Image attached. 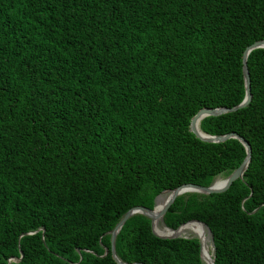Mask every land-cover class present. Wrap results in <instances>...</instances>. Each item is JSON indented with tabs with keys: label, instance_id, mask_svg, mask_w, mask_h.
I'll return each instance as SVG.
<instances>
[{
	"label": "trees",
	"instance_id": "obj_1",
	"mask_svg": "<svg viewBox=\"0 0 264 264\" xmlns=\"http://www.w3.org/2000/svg\"><path fill=\"white\" fill-rule=\"evenodd\" d=\"M260 40L264 0H0V264H119L126 211L225 179L244 145L190 120L241 103ZM246 66L248 104L199 122L248 142L242 178L162 217L204 223L214 264H264V47ZM114 247L126 264H205L198 237H159L142 213Z\"/></svg>",
	"mask_w": 264,
	"mask_h": 264
},
{
	"label": "water",
	"instance_id": "obj_2",
	"mask_svg": "<svg viewBox=\"0 0 264 264\" xmlns=\"http://www.w3.org/2000/svg\"><path fill=\"white\" fill-rule=\"evenodd\" d=\"M261 47H264V40H260V41L254 42L253 44H251L250 46H248L246 48V50L244 51L243 61H242V73H243L244 85H245V95H244V98L241 101V103L238 104V105H236V106L230 107V108H227V107L201 108V109H199L192 116V118L190 120V124H189L190 131H192L196 137H198L199 139H201L203 141H206V142H222V141H225L226 139H229V138H236V139L240 140L241 143L244 145V147L246 149V156H245V158L243 159V161L241 162V164L237 168H235L224 179L222 185H220V186H216V181L218 180V179H216L209 186H200V185H196V184H183V185H181L179 187H176V188H174L172 190H165V191L161 192V194L168 193V195H169L168 198L166 199L164 208L158 214V216L161 218V220H162L163 215L168 210L169 206L174 201L175 197L178 196L179 194L184 193V192H198V193H207V194H209V193H219V192H223V191H225L231 185V183L233 181H235L238 178H242L243 173H244V171H245V169H246V167H247V165L249 163V160H250V146H249L248 142L244 138H242L241 136L237 135L236 133H227V134H223V135H209V134H206V133L202 132V134H200L199 131L196 128V125H197V123L200 122V120L202 118H204L206 116H217V115H221V114H224V113H227V112L235 111L236 109H238L240 107H244V106H246L248 104V102L250 101L251 94H250V78H249V73H248V69H247V66H246V56H247V54H248V52L250 50H252L254 48H261ZM158 196L155 198V204H156V199L158 198ZM153 210H154V207L152 209H149V208L143 207V206H135V207L129 209L128 211H126L124 213V215L120 218V220L116 223V225L114 226V228L112 230H110V232H109V234H110V243H111V245H110V252H111L112 257L114 258V260L116 262H118L119 264H126V263L121 262L116 257L114 243H115L116 234L120 230L121 226L134 213H142V214L150 217L152 231L157 236L164 237V238H174V237H176V235L161 236V235L157 234L154 231V229H153V219H154ZM192 221L198 222V223L202 224L204 228H206V226L204 225V223H202L200 221H196V220H192ZM188 222H191V221H188ZM188 222H186V223H188ZM186 223H183V224H186ZM183 224L179 225L173 231L177 230ZM208 232L210 233L209 230H208ZM198 240H199V244H200V256H201L202 260L205 263L206 261L204 260L203 255H202L201 239H200V237H198ZM104 254H106V251H105ZM20 258L21 257H19V259ZM131 264H134V263H131ZM212 264H214L213 258H212Z\"/></svg>",
	"mask_w": 264,
	"mask_h": 264
},
{
	"label": "bare ground",
	"instance_id": "obj_3",
	"mask_svg": "<svg viewBox=\"0 0 264 264\" xmlns=\"http://www.w3.org/2000/svg\"><path fill=\"white\" fill-rule=\"evenodd\" d=\"M196 128L197 130L199 131L200 134H202V131L200 130V127H199V123H197L196 125ZM224 179H221L219 178L217 181H216V186H220L222 185ZM168 193H166V195L164 196V198L157 204V201H156V204L154 206V210H153V214H154V219H153V225H154V229H155V232L161 236H171V235H177L183 231H185V229H187L188 227L192 226V225H197V226H200L204 231H201V230H196V231H191L192 233L193 232H201L203 234H200V233H193L195 235H197V237H200L201 239V249H202V255H203V252L204 250L206 249V246L208 245L207 243V236H206V230L205 228L203 227L202 224L198 223V222H195V221H191V222H188L186 224H183L182 226H180L177 230L173 231L172 229H169V228H166L164 226V229L167 230L168 232H170L169 234H166L162 228L159 229L157 226L159 224V220H160V217L158 216L159 212L162 211V209L164 208V205H165V202H166V199L168 198ZM159 197V196H158ZM157 229V231H156ZM191 234V233H190ZM203 258L204 260L206 261L205 264H212V255L209 251V248L208 250L206 251V253L203 255Z\"/></svg>",
	"mask_w": 264,
	"mask_h": 264
},
{
	"label": "rangeland",
	"instance_id": "obj_4",
	"mask_svg": "<svg viewBox=\"0 0 264 264\" xmlns=\"http://www.w3.org/2000/svg\"><path fill=\"white\" fill-rule=\"evenodd\" d=\"M163 195V197L166 195V194H162ZM158 199V198H157ZM157 199H156V201H157ZM159 229H161V228H164V224H163V222H162V220H161V218H160V220H159V224H158V226H157ZM153 229H154V225H153ZM205 230H206V236H207V243H208V248H209V251H210V253H211V255L213 254V248H212V243H211V237H210V233L208 232V230L205 228ZM154 231H155V229H154ZM156 231H157V229H156ZM191 233V234H190ZM176 236H185V237H197V235H195V234H193L192 232H190V231H183V232H181V233H179V234H177Z\"/></svg>",
	"mask_w": 264,
	"mask_h": 264
}]
</instances>
